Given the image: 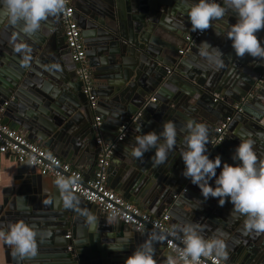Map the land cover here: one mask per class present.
I'll return each mask as SVG.
<instances>
[{"label": "water", "instance_id": "water-1", "mask_svg": "<svg viewBox=\"0 0 264 264\" xmlns=\"http://www.w3.org/2000/svg\"><path fill=\"white\" fill-rule=\"evenodd\" d=\"M74 1L90 68L101 69L97 74L92 71V75L98 108L106 109L101 112L102 117L98 108H91L83 92L58 13L42 20L30 37L20 34L19 27L9 25L6 18H0L3 124L30 141L39 142L78 170H92L93 175L100 154L98 140L116 143L121 130H126L114 152L115 158L123 162L122 169L117 174L113 170L115 162L109 167V175L117 176L115 180L111 177V189L127 201L134 198L135 204L151 215L168 212L171 225L197 224L206 240L222 231L225 261L264 264V233L245 234L244 217L231 213L233 205L227 199L223 206H219V198L205 201L200 189L183 177L184 164L179 156L188 120L205 123L211 142L219 125L232 118L225 140L212 151L208 148L210 143L207 145L209 158L224 153L221 167L225 162L233 164L231 157L239 143L238 134L243 131L251 133L254 151L264 158V61L248 54L237 57L225 32L222 30L217 36L209 28L203 40L212 37L220 44L227 42V49L220 50L223 68L216 70L199 55L202 39L190 53L180 56L185 37L192 32L185 4H181L184 0ZM224 19L225 29L228 22L235 23L231 13ZM256 35L264 41V29ZM19 42L30 49L27 65L14 51V43ZM98 58H102V64ZM215 95L223 100L216 102ZM236 104H242L240 111L234 109ZM97 117L101 118L98 130ZM169 120L177 127V145L165 164L152 167L154 150L142 159L128 155L125 148L130 150L139 134L137 126L141 125L144 134L159 133L162 124ZM120 151L125 155H118ZM20 167L17 180L27 178L34 185L36 169L27 164ZM220 171L218 168L217 175ZM84 177L89 180L87 174ZM210 184L214 186V182ZM40 185L38 182L32 192L27 191L31 206L25 214H2L0 208V227L6 229L9 223L23 221L40 233L33 257L14 256L3 243L10 264H125L146 239L128 226L110 225L109 218L95 205L78 197L79 208L96 217L95 222H88L81 212L63 208L55 184L47 190ZM12 204L8 208H14ZM67 235L71 238L66 239ZM122 246L119 251L109 248ZM154 247L157 264H165L169 255H175L159 243Z\"/></svg>", "mask_w": 264, "mask_h": 264}, {"label": "clouds", "instance_id": "clouds-1", "mask_svg": "<svg viewBox=\"0 0 264 264\" xmlns=\"http://www.w3.org/2000/svg\"><path fill=\"white\" fill-rule=\"evenodd\" d=\"M191 31H204L210 26L216 35L217 26L225 32L231 41V47L237 57L245 54L264 61V41H260L256 33L264 29V0H184ZM65 10V0H0V18H6L11 26H18L19 33L31 36L41 26L40 22L47 16L55 15ZM231 13L235 23H227L226 29L220 24L226 14ZM14 41L16 37L13 38ZM14 51L21 54L22 63L27 65L30 49L23 42L14 43ZM199 55L209 66L219 70L224 67L223 53L207 42L198 46ZM139 133L134 143L125 151L135 159H142L144 154L154 150L151 157L152 167H159L168 161L169 154L177 145V127L173 121H165L159 133L149 131L142 133L141 125L137 126ZM185 135L179 156L183 161L182 175L200 189L206 201L209 197L219 198V206L226 199L233 205L231 213L244 217L243 231L245 234L264 233V158H259L254 151V140L246 131L238 134L239 143L232 155L233 164L223 163L217 155L210 159L207 145L210 143L209 129L205 123L188 120L184 125ZM220 140L215 145H218ZM221 171L217 175V169ZM210 182H214L210 184ZM55 184L63 208L73 209L86 216L88 222L96 221L93 213L79 208V198L74 188L79 183L77 177L58 175ZM51 203V201H42ZM115 220L116 213L109 217ZM40 235L35 226L23 221L9 223L0 227V240L12 249V254L21 259L33 257L37 252V238ZM169 236L179 239L183 247L176 249L175 255H169L165 264H199L201 256L215 255L227 259L226 244L222 231L210 239H204L197 224L172 225L165 232L153 230L143 243L139 244L133 253L127 257L125 264H157L154 244L165 241ZM127 243V242H125ZM119 251L120 248L109 247Z\"/></svg>", "mask_w": 264, "mask_h": 264}, {"label": "built area", "instance_id": "built-area-1", "mask_svg": "<svg viewBox=\"0 0 264 264\" xmlns=\"http://www.w3.org/2000/svg\"><path fill=\"white\" fill-rule=\"evenodd\" d=\"M76 7L74 0H65V10L60 12L61 21L64 27V34L67 47L76 65L77 76L83 85V92L88 98L92 109L98 108V99L95 94V83L93 80L92 69L89 65L88 47L83 38L82 28L76 18ZM206 30L191 32L185 37L179 55L184 57L194 49L199 41L206 35ZM170 72V69H169ZM252 97V96H250ZM220 95H215V101H222ZM242 104H236L234 109L241 110ZM232 118H227L216 129V136L208 145L210 151L220 145L226 138L229 124ZM101 118H96L95 128L100 127ZM126 135V130H121V134L116 143L105 144L100 138V154L98 158L97 170L92 178L85 181L84 173L75 169L68 163L62 161L54 154L40 147L35 142L30 141L23 133L11 129L2 123L0 112V154L9 155L16 159L19 164H27L37 169L44 177L53 180L58 175L65 177H77L79 183L73 189L75 194L89 204L95 205L102 214L108 218L112 213H116V219L125 226L132 228L135 232L148 236L153 230L167 232L171 230L172 218L168 212L161 216H154L144 211L142 208L127 201L123 196L108 187V171L114 152L118 143L122 142ZM220 140V144L215 145ZM109 220H113L110 219ZM115 221V220H113ZM67 235L66 239H70ZM167 250L176 254V249L183 247L181 241L169 236L165 241L157 242ZM199 264H230L215 255H204L200 257Z\"/></svg>", "mask_w": 264, "mask_h": 264}, {"label": "crops", "instance_id": "crops-1", "mask_svg": "<svg viewBox=\"0 0 264 264\" xmlns=\"http://www.w3.org/2000/svg\"><path fill=\"white\" fill-rule=\"evenodd\" d=\"M74 2H75V7H76V1H74ZM181 4L184 5V2H181ZM77 20L80 24L79 19H77ZM224 22H225V19L220 22V24L223 25V27H224ZM209 29L212 32V34L216 35V32H215L213 27L210 26ZM216 31L221 32L222 31L221 27L217 26ZM63 35L65 38L64 32H63ZM201 42H207L209 45H211L212 47L218 48L219 50L227 49L226 48L227 42L225 44H223V43L220 44L218 41H215L212 37L210 39L208 38V40L202 39ZM229 51H230V49H229ZM197 58H199V57H197ZM101 59L102 58H98L100 64H102V61H103ZM196 61H200V59H196ZM98 67L99 66H97V68ZM97 68L92 70L93 74L94 73L97 74V73L101 72V69H97ZM98 110L100 113L99 116L102 117L103 114H101V112L105 111L106 109L99 106ZM32 142H35V141H32ZM35 143L38 144L39 142H35ZM108 143H110V142H108ZM39 146L41 147V145H39ZM42 148H44L45 150L50 152L47 148H45V147H42ZM50 153H52V152H50ZM119 154L121 156H124L125 152L121 153V151H120V152H118V155ZM218 155L221 157V160L225 158L224 153L221 155L219 153ZM55 156H57L58 158H60L62 161L65 162V160L61 156H59L57 154ZM113 157L114 158L112 159L110 166L113 165V163L115 162L114 163L115 167H113V170L116 171L117 174H119V171H121V169H122L120 166L123 164V162L120 158L117 159V158H115V156H113ZM68 164L71 165L72 167H74L75 169H77V167L74 166L73 164H71V163H68ZM18 168H22V167H20V164L16 161L15 158H13L12 156H9V155L0 154V208L2 209V214H7V213H9V214H13V213L16 214L17 213L20 215L25 214V212H27V209L30 208V206H31L30 197L28 196L27 191L30 190L32 192L34 190V188L36 187L35 186L36 183H38V182H39V184H41L40 186H42V189H44V190H47V188L49 189L50 186H52V184H54L53 183L54 180L52 178L42 176L37 169H36V174H34V177H33L34 185L31 182H29V179H27V178L17 180L16 176H17ZM81 172H83L84 174H87L89 176L88 177L89 179L92 178V176H93L92 170H84ZM31 176H33V175H31ZM111 177L113 178V175L112 174L109 175V173H108L107 184H108V187L110 189H111V187H113V180ZM116 177L117 176H114L113 179L115 180ZM24 181H28L29 183L24 184ZM24 187H26V188H24ZM21 190H25L26 192H24L23 194L18 196L17 194L20 193ZM111 190H113V189H111ZM113 191H115V190H113ZM40 193H42V192H40ZM34 197L41 198V200L44 198V196L42 194H38V195L34 194ZM133 199L129 202L135 204ZM12 202H13L12 205L14 206V208H8ZM135 205L138 206L137 204H135ZM138 207H140V206H138ZM140 208H142V207H140ZM109 224L110 225H112V224L116 225L115 221H113V220H109ZM118 224L121 226V228H122V226H125L121 221H119ZM117 227H118V225H117ZM226 262L230 263L229 261H226ZM0 264H10L7 260V254H6V250L4 248L2 240H0ZM230 264H234V263H230Z\"/></svg>", "mask_w": 264, "mask_h": 264}, {"label": "flooded vegetation", "instance_id": "flooded-vegetation-1", "mask_svg": "<svg viewBox=\"0 0 264 264\" xmlns=\"http://www.w3.org/2000/svg\"><path fill=\"white\" fill-rule=\"evenodd\" d=\"M62 30H63V32H64V27H62Z\"/></svg>", "mask_w": 264, "mask_h": 264}]
</instances>
